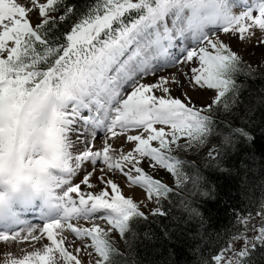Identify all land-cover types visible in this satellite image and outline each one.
<instances>
[{"label": "snow or ice", "instance_id": "6c2138e0", "mask_svg": "<svg viewBox=\"0 0 264 264\" xmlns=\"http://www.w3.org/2000/svg\"><path fill=\"white\" fill-rule=\"evenodd\" d=\"M198 2L97 0L61 44L58 37L50 38L49 32L56 27L50 12L56 11L55 5L63 0H46L45 3L30 0L27 5L23 0H0V171L12 170L20 164L39 168L59 165V184L63 192L59 197L63 201L62 215L39 228L40 235L36 234L38 229L31 228L0 232V241L36 242L46 234L51 244L40 251L29 252L22 259L6 258L4 264H57V254L68 264H81L78 256L64 246L65 229L80 241L90 237L95 252L108 260L111 250L106 239L108 233L97 225L78 227L74 221L88 220L95 213L107 210V216L100 219H106L112 229L124 235L130 218L144 213L138 210L137 203L121 194L116 182L104 174L96 180L102 186H110L113 195H109L107 188L97 195L81 192V183L92 188L90 180L95 168L85 172L81 183L73 186V178L85 162L92 165L100 162L104 166L100 168L101 173L105 168L108 172L118 171L129 182L143 186L149 199L171 192L167 185L148 175L139 165L144 157H149L179 179V161H173L167 153L172 152L171 145L176 144L180 136L187 137L189 144L203 142L211 117L203 112L205 109L211 111L209 105L213 98H208L205 108H197L193 96L184 90L185 85L175 75L171 78L160 76L151 84L140 83L139 78L155 75L158 69L192 62L198 57L199 67L189 70L192 82L198 87L192 90L189 86V91L211 90L215 103L219 104L229 85L227 74L241 60L229 44L210 38L209 33L222 29L229 36L236 33L243 41L255 35L252 29L264 31V0H259L255 8L227 14L224 22L210 31L193 30L191 18L185 14L188 8L195 11ZM34 9H38L42 21L29 18ZM133 10L142 14L131 24H125L123 17ZM72 12L73 8L69 7L60 20ZM254 12L258 15L254 16ZM50 23L53 28H46ZM114 24L119 27L114 28ZM189 38L203 46L198 51L195 48L187 50L181 60L171 49L177 39ZM38 44L42 50H38ZM41 65L46 68L42 70ZM113 68L115 73L110 74ZM170 83L176 86L186 102L153 94L154 89L169 93ZM125 86L130 89L126 97ZM85 110L90 115H83ZM78 122L86 127H77ZM156 124L170 125L172 132L166 133L163 128L158 130L154 127ZM88 125L102 129L112 137L118 135L117 128L121 132L142 128L147 136L128 135L127 141L136 142L134 149L126 153L121 149L117 155L107 141L101 150H93L96 133L92 132L89 142L84 135ZM168 135L172 137L171 142L166 139ZM154 141L159 147L152 146ZM76 145L87 146L74 154ZM77 193L79 197L75 199L73 194ZM22 232L26 234L22 235ZM260 233L264 236V227ZM88 247L85 245V249ZM224 259L223 253L217 255L215 264H223ZM228 264L240 262L229 260Z\"/></svg>", "mask_w": 264, "mask_h": 264}, {"label": "trees", "instance_id": "16d2710c", "mask_svg": "<svg viewBox=\"0 0 264 264\" xmlns=\"http://www.w3.org/2000/svg\"><path fill=\"white\" fill-rule=\"evenodd\" d=\"M95 3L63 0L55 5L52 13L59 18L49 37L65 43L66 34ZM69 7L73 12L61 21ZM134 17L136 10L125 20ZM229 77L225 96L208 114L204 137L216 154L183 150L184 182L165 195L161 213L130 218L124 247L112 248L105 264H215V257L231 251L232 242L242 237L250 242L238 262L264 264V73L240 62Z\"/></svg>", "mask_w": 264, "mask_h": 264}, {"label": "rangeland", "instance_id": "374dc122", "mask_svg": "<svg viewBox=\"0 0 264 264\" xmlns=\"http://www.w3.org/2000/svg\"><path fill=\"white\" fill-rule=\"evenodd\" d=\"M23 2L27 5V4H29L30 0H23ZM39 2L40 3H45L46 0H39ZM134 2H135V0H134ZM238 8H239V6H238ZM56 15L57 14H53L52 12H50V16H52L53 18H56V17L59 18ZM255 15H258V13L257 14L255 13ZM33 17H36V18H38L41 21L43 19L42 17L38 16V9H34L33 12L29 14V18L30 19L33 18ZM213 31H214L213 33L216 34V35H219L221 32H223L221 29L213 30ZM254 33H255V35L252 36L251 38H248L249 40H247V39L243 40V42L247 41V43H249V44L253 43V50H249L245 55L257 56L258 53H259V55L263 56L264 55V50L258 51L257 48H258V46L260 44H264V43H261V39L264 38V31L259 30L257 34H256V32H254ZM231 38H233V40H237L239 42H242L241 40L238 39L236 33H233L231 35ZM9 44L11 46V42H9ZM240 60H241V63H243L248 68H250L251 71H253L255 73H262V74L264 73V60L259 65H256V66L251 65L248 62V60L244 59L243 56H240ZM185 65H188V63L186 62ZM177 67L179 69V74L180 75H181V73H184L185 75H183V77L185 76L187 81H192L191 78H190V75L188 74V72H186L187 70H186L185 67H183V65H180V64L178 65L177 64ZM180 99L182 100V102H186V101H184V98H180ZM215 105H217V104L215 103L214 98H213V102L209 105L211 110H213ZM194 106L197 107V108H205V105H202L199 102H195ZM204 112H206L207 114L209 113V111H207V109H205ZM154 127L157 128V124L154 125ZM164 128H166V129H164ZM164 128L163 129L165 130L166 133L170 134L172 132V129H171L170 125H165ZM100 137H102V136H100ZM100 137L98 136V140L100 139ZM167 137H170V140H172L171 135H168ZM167 137H166V139H167ZM96 139H97V137H96ZM105 141H107V139H105L103 142H101L99 144L94 145L93 150H101L104 147ZM176 145H179L181 148L177 147ZM152 146L153 147H156V146L159 147V145H156V141L152 142ZM84 147H86V146H84ZM171 147H172V154L176 158L181 156L183 150H185L187 154H190L191 151L194 152V153H197V152L198 153L200 152L202 154L207 153L210 156L216 154L215 149L210 147L204 140H203L202 143L193 142L192 144H189L188 138L187 137L183 138V136H180L179 139L176 141V144H172ZM82 150H83V146H82V148L80 146H78V147H76L74 154H77L79 151H82ZM113 151L117 155L120 153V150L118 151V149H116V150L113 149ZM124 152L126 153V151H124ZM88 164H91V163L90 162L84 163L83 164V170L80 171L79 175H76L73 178V186H75L77 183H81V180H82L81 178L83 177L85 172H88L90 170H93V168H95L94 174H97V176H98V174L101 172L100 168L104 167L100 162H97L96 165H91L92 166L91 169L90 168L89 169L85 168V165H88ZM139 166L142 167L144 169V171L148 175L152 176L154 179L160 181L162 184H165L168 187H178L185 180V177L183 176V174L180 171H179L180 178L178 179L176 175H174L172 172L168 171L166 168L161 166L158 162H155V161L151 160L149 157H144L142 159V161H141ZM128 167H131V166H128ZM105 173H107L106 175H108L109 177L115 179V180H113V179L112 180L114 182L116 181L118 183V185L120 184L119 187L121 186L120 187L121 194L125 198H130L135 203L138 204V210L142 211L144 213V214H140L139 216H143V217L152 216L154 214H157V213L161 212V205L165 201V197L164 196H159L158 197L156 195H153L152 198L149 199L148 196H147V190L143 186L135 185V184L129 182L127 180V178L122 176L118 171L114 170L112 172H108L107 169L105 168ZM135 174L136 173L133 172V175H135ZM118 177H121V178H118ZM96 187L98 188V191H96V192H94L93 190H89V189H81L80 191L85 193L86 195L89 192H91L93 195H97V194H99L100 191H103V190H105V188H107L108 192H109V195L110 196L113 195V193L111 194V189H110L109 186H106V185L102 186L98 182V185H96ZM133 188L134 189H139L140 191H142L143 196H140V197L130 196V194H131L130 192H131V190L133 191ZM125 189H127V190H125ZM128 193H130V194H128ZM73 195H74L75 199L78 198L76 194H73ZM157 210H159V211H157ZM104 216H107V212L104 213V214L101 213V214L94 215L92 218L88 219V221H89L88 223L91 224L92 222L93 223L98 222V224L96 223V225L101 227L102 229H104L105 232L108 233V236L106 237V239H108V241H109V243H110L112 248L116 249V248L124 247V245H125V235L127 233L128 227H125L124 235H120V233H119V231L117 229H112L111 228V226L107 223L106 219H100V217H104ZM255 224L257 226H260L259 222H255ZM92 226H94V224H91V226H88V227H92ZM41 227L42 226H40V225L31 226V227H23V228L19 229V231H24V230L29 229V228L38 229L36 234L39 235V233H40L39 232V228H41ZM24 234H26V232H22V235H24ZM254 236H256V234H254ZM88 238H89V240H87V245H89V249H90L89 251L91 252V255H92V261L94 260L93 262H94V264H96V262L99 260L100 264H104L106 261L102 257H100L98 253L95 252V248L93 246H91L92 245L91 238L90 237H88ZM25 242L28 243L29 246L25 245L26 244ZM249 242H250L249 237L247 239L245 238V241L243 240V237L235 239L232 242V244H231L232 250L229 251V252H225L224 253L225 259L223 261V264H228L229 260L238 261L239 257L242 254V252L246 251L247 244ZM19 243H20V245H19ZM50 244H51V242L48 241L47 239H45V240L42 239V241H38V242L36 241L35 243L34 242L32 243L31 241H11V240H9V241H0V264H4L5 259L9 258V257L16 258V259H22L23 256L27 255L29 252H31V251H40L45 246H49ZM18 247L20 249L22 248L24 250L21 249V251L19 252L18 249H17ZM56 258H57V264H68V262L64 261L63 258L60 257L58 254H57Z\"/></svg>", "mask_w": 264, "mask_h": 264}, {"label": "bare ground", "instance_id": "6f19581e", "mask_svg": "<svg viewBox=\"0 0 264 264\" xmlns=\"http://www.w3.org/2000/svg\"><path fill=\"white\" fill-rule=\"evenodd\" d=\"M259 2V0H247L246 3H249L250 6H253V8H255L256 4ZM239 11H244V10H241L240 7H239ZM237 14H239V12H237ZM253 15H255V13H253ZM32 19V18H31ZM169 26L171 27V21L169 22ZM219 27V26H217ZM252 32H256V34L258 33V29H252L251 30ZM214 31H211L209 33V36L210 38H217V39H220L222 40L223 42L227 43L230 45V47L232 48L233 51H236L238 53L239 56H243L244 59L248 60V62L253 65V66H256V65H259L263 60H264V55L261 56L258 55L257 56H248V55H245L249 50H253V43L249 44L246 42H239L237 40H233V38H231V36L221 32L219 35H216L213 33ZM247 35V34H246ZM249 40V39H247ZM191 45V42L189 43ZM198 46V47H197ZM203 46L202 43L196 45V46H193V47H190V50H192L193 48L197 49L198 51V48ZM258 51H261V50H264V44H260L257 48ZM211 51V49H210ZM122 59V58H121ZM186 63V62H185ZM185 63L183 64H180V65H183V67L186 68V72H188V74L190 75L189 73V70L191 67H199V60H198V57L197 58H194V60L192 62H187L188 65H185ZM179 65V64H178ZM184 70V69H183ZM115 73V68H113L112 72L110 74H114ZM173 75H175L182 84L185 85L184 87V90L186 92H188V94L192 95L193 96V99L195 102H199L201 103L202 105H207L208 104V98H214V93L211 91V90H200L199 93L195 92V91H189V86L192 90H195L197 89L198 86H196L192 81H187L186 77L184 76H181L179 74V69L176 66H173L171 67L170 69H158L156 74L155 75H148V76H144L142 78H139L140 79V83H145V84H151V83H154L156 82V80L158 79V77L160 76H168L169 78H171ZM187 82V83H185ZM170 91L169 93H163L161 89H154L153 90V94L156 95V96H161L163 95L165 98H168L169 96H171L172 98H184L181 96V93L179 90L176 89V86L173 85V84H169L168 85ZM128 94H130V89L127 88V86H125V89H124V96H127ZM93 112H95V109L93 110ZM83 115H86L87 113L85 111H83L82 113ZM88 115V114H87ZM77 127L83 129L85 128L86 126L82 123V122H78L77 124ZM160 128H164L162 126H159L157 125V129L159 130ZM87 129L88 131L86 133H84V135L87 137V140L89 142L92 141V132L95 131V133H98L97 131H100V129H93L91 128L89 125L87 126ZM166 129V128H164ZM168 130V129H167ZM118 135L116 137H112L110 134H104L102 135V137H100V139L98 140V137L96 139L95 137V140H94V145L96 144H99L101 142H103L105 139H107V142L110 143L112 145V148L113 149H118V151L121 149H123L124 151H131L134 149L135 147V143L136 142H129L126 140V137L128 135H139V134H143L146 138L147 136V133H144L143 132V129L142 130H132V131H124V132H121L120 130H116ZM100 136V135H99ZM73 140L75 142V134H73ZM96 141V142H95ZM80 146L82 148V146H87V145H76V147ZM86 163V162H85ZM92 164H88V165H85V168H92L91 166ZM83 169V166L82 168ZM91 171V170H90ZM80 172V171H79ZM84 173V172H83ZM101 174H104L106 175L107 173H99V175ZM119 174V173H118ZM77 175H79V173H77ZM83 175V174H82ZM96 177H97V174H94L93 177L91 178L90 180V183L93 185L92 188H88L87 186L81 184V189H89V190H93L94 192L98 191V188L96 187V185H98V181L96 180ZM107 178L109 179H113L111 177H109L108 175H106ZM118 178H121V177H118ZM82 179V178H81ZM115 180V179H113ZM116 182V181H115ZM117 183V182H116ZM123 183V182H122ZM118 184V183H117ZM120 185V184H119ZM83 186V187H82ZM110 187V186H109ZM121 187V186H120ZM131 189V188H130ZM108 190V189H107ZM127 190V189H125ZM129 190V189H128ZM131 193V194H130ZM128 193L130 194V196H133V197H140V196H143V193L142 191H140L139 189H134L133 188V191L131 190V192ZM112 194V192H111ZM127 194V193H126ZM77 197H79V193L76 194ZM23 207L21 208V211L23 212V215L24 213H27V214H30L31 212H29L31 209L33 212H35V210L33 209L32 205H30L29 202H25L23 203ZM103 211V210H102ZM97 212L95 213L94 215H97V214H101V212ZM32 214V213H31ZM39 215L42 216V220L44 224L48 223L50 220L52 219H56V218H59L61 215H62V211L61 210H55L53 211L52 209L48 210H40L38 212ZM35 215V214H34ZM25 216V215H24ZM30 216V215H29ZM36 216V215H35ZM33 217V216H31ZM0 222H4L6 224H10L11 225V221H7L5 220V218H0ZM89 221L88 220H79V221H74V224L78 227H88V226H91V224H94L96 225V223L98 224V222H95V223H91L89 224L88 223ZM43 224V225H44ZM66 237V240H65V248L70 251L73 255H77L78 258L81 260V264H94V260L92 261V255H91V252L89 251V247L87 249H85V245H87V240H89V238H85L83 241H80L78 240L76 237H75V234L71 233L69 230L65 229L64 233H63ZM40 235V233H39ZM43 239H47V236L46 234H44V237ZM42 241V240H41ZM38 242V241H37ZM90 242V241H89ZM26 243V242H25ZM33 243V242H32ZM35 243V242H34ZM40 243V242H39ZM89 244V243H88ZM20 245V243H19ZM25 245L29 246L28 243H26ZM24 245V246H25ZM23 246V245H22ZM27 248V247H26ZM29 248V247H28ZM79 248L80 251L77 252L76 249ZM18 251L20 252L21 249L18 247L17 248ZM24 250V249H22ZM92 251V250H91ZM12 254V253H11ZM13 255V254H12ZM21 255V254H20Z\"/></svg>", "mask_w": 264, "mask_h": 264}, {"label": "clouds", "instance_id": "9594fccd", "mask_svg": "<svg viewBox=\"0 0 264 264\" xmlns=\"http://www.w3.org/2000/svg\"><path fill=\"white\" fill-rule=\"evenodd\" d=\"M236 0H199L195 11L188 8L193 30L210 31L224 22L227 14H237ZM59 165L46 168L17 165L12 170L0 171V208L13 209L27 202H43L53 211H63V194L59 184Z\"/></svg>", "mask_w": 264, "mask_h": 264}]
</instances>
